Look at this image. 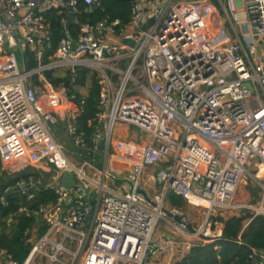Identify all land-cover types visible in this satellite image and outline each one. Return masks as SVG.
<instances>
[{"label":"built area","instance_id":"2783aa9c","mask_svg":"<svg viewBox=\"0 0 264 264\" xmlns=\"http://www.w3.org/2000/svg\"><path fill=\"white\" fill-rule=\"evenodd\" d=\"M96 2L0 0V161L55 171L58 180L45 184L57 199L32 211L43 216L46 231L21 264H145L160 248L154 237L161 219L189 239L213 237L224 211L264 214V196L256 205L235 203L249 166H264V0H134L119 42V19L77 20L80 3L91 12ZM52 8L63 23L72 12L78 32L63 37L46 62L45 14ZM20 47L34 53L35 68L20 70ZM78 67L97 72L100 103L93 155L74 163L53 126L67 113L76 146L86 148L76 126L84 98L70 95L66 84L55 86L46 72L74 75ZM121 124L147 139L127 143L115 136ZM158 167L149 180L161 189L149 194L144 177ZM64 172L74 175L69 188L61 183ZM33 184L17 185L27 192ZM169 192L205 209L196 231L178 208L167 209ZM0 264L20 263L0 249Z\"/></svg>","mask_w":264,"mask_h":264},{"label":"trees","instance_id":"16d2710c","mask_svg":"<svg viewBox=\"0 0 264 264\" xmlns=\"http://www.w3.org/2000/svg\"><path fill=\"white\" fill-rule=\"evenodd\" d=\"M133 2L134 0H97L91 12H85L84 4L80 3L82 11L77 15V20L80 23H96L106 18L119 19L121 23L116 26V33L119 34L121 28H124L132 18ZM62 17L63 14L59 13L57 8H52L45 14V21L50 26L51 32V47L46 53L44 59L46 62L57 50L60 40L66 37V29L61 22ZM77 32L78 25L74 23L70 26V34L75 37ZM24 54L28 58L27 68H35L37 62L34 53L27 48ZM57 71H47L46 76L55 86L60 85L61 82L66 83L72 77L74 84H70L68 93L75 94L77 100L83 97L78 88L86 87L90 82L84 98V110L76 121L78 133L83 135L86 145V148H78L76 151L78 157L88 159L93 155L94 119L100 103L98 74L86 67H78L74 75L69 72L66 77L55 75ZM1 167L0 162V249L7 250L12 258L21 264L30 250L25 231L36 223V219L32 215L16 214V212L22 205L37 209L40 205L53 202L57 199V193L54 189L46 187V182H41L40 179L38 187L32 190L33 198L28 199V196L17 188V183L22 178L30 176L39 180L40 174L26 170L9 176L8 173L1 172ZM1 197H4V202L1 201ZM167 201L177 208H184L186 205L184 199L173 192L168 193ZM10 218L12 221H9ZM215 220L224 225L220 238L195 243L165 241L162 244L163 248L155 254H149L145 264H262L264 214L254 215L248 210H243L240 215H231L227 218L217 216Z\"/></svg>","mask_w":264,"mask_h":264},{"label":"rangeland","instance_id":"374dc122","mask_svg":"<svg viewBox=\"0 0 264 264\" xmlns=\"http://www.w3.org/2000/svg\"><path fill=\"white\" fill-rule=\"evenodd\" d=\"M264 49L261 48L259 50L260 54H263ZM17 55H18V61H19V68L20 70H25L26 65H25V61L23 58V54L17 49ZM70 71L69 70H58L55 75H60L62 77H66L67 75H69ZM50 79V78H49ZM51 80V79H50ZM49 80V81H50ZM52 81V80H51ZM69 81L68 84V88L70 86V84H74L73 81ZM89 82V81H88ZM90 83V82H89ZM89 83L86 87H81L78 88L81 93L84 95V93H86V91H88V86ZM64 83H60V86L63 85ZM59 125V124H58ZM58 125H54V130L59 132V136L60 139L63 140L66 143L67 146V155L68 157L74 162V163H81L80 157L76 156V155H72L71 152H69V149L73 148V143L72 140L70 139L71 137L64 132L63 130H59L60 128L58 127ZM118 133H124V129L116 130L115 136ZM125 134V133H124ZM128 139H125L127 143H134V142H138V137H140L142 135V141H145L148 137L147 133L145 132H141L137 127L135 126H129L128 129ZM135 134V138L130 139V135H134ZM256 163V162H255ZM253 163L250 168H249V172L250 174L246 175V178L244 179V182H242L241 186L239 187L236 196H235V201L236 199L239 200L241 199L242 201L245 200V203H249L250 202V198L253 201L256 200L255 203H257V201L262 198L264 196V166H261V170L257 167V164L259 163ZM159 167L156 168H151L149 170H147L146 176L150 177V174H155L158 171ZM28 171L30 172H35V173H39L42 178L44 177L45 181L47 179H49V182H51L54 186H58V180L56 178H53V176L57 175V173L55 171H51V172H47L46 174L43 175L44 170L34 167V166H30L28 165ZM262 171V172H260ZM42 173V174H41ZM47 177V178H45ZM153 191V189H151ZM253 191V194H251V192ZM155 193V192H154ZM250 196H249V195ZM250 197V198H249ZM166 207L167 209H172V207L166 202ZM178 213L184 215L187 219V221H190V223H192V225L195 228H199L203 225L206 215H205V209L203 207H197L191 204H186L184 206L183 209H178ZM214 229L211 230V234L214 233ZM182 235L180 232H178L174 227H173V223L171 221V219H161L158 223V226L156 228V232H155V237H154V241L161 243L164 241V239H171L173 241L176 242H190V243H195L198 242L199 237H190L188 239V237H186L185 235H182V237L180 236Z\"/></svg>","mask_w":264,"mask_h":264},{"label":"crops","instance_id":"0c3cea01","mask_svg":"<svg viewBox=\"0 0 264 264\" xmlns=\"http://www.w3.org/2000/svg\"><path fill=\"white\" fill-rule=\"evenodd\" d=\"M132 19V18H131ZM46 20V19H45ZM131 21V20H130ZM46 22V21H45ZM61 22H62V20H61ZM66 22H67V19H66ZM66 22L65 23H63V25H64V27H65V25H66ZM130 23V22H129ZM128 23V24H129ZM74 24V23H73ZM73 24H71V25H73ZM127 24V25H128ZM70 25V26H71ZM65 29H66V27H65ZM122 30L120 31V33L118 34V33H116V36H115V38L116 39H114V41H116V42H119V35L121 34V32L123 31V30H125V27L124 28H121ZM66 36H71V34H70V27H69V33H67V30H66ZM76 37V36H75ZM75 37H73V38H75ZM25 49H27V48H22V47H20V49H18L22 54H23V58H24V61H25V65L27 64V62H28V58H26V56H25V54H24V50ZM36 62H37V60H36ZM26 68H27V66H26ZM28 69V68H27ZM64 84H66V83H64ZM58 86H60V85H58ZM68 87V86H67ZM87 94V91H86V93H84V95H83V97L82 98H85V95ZM69 123H70V119L68 118V115H67V113H65V112H63V114H62V118L58 121V123L57 124H55V125H58V127L60 128L59 130H63L64 132H66L71 138V140H72V143H73V148L71 149H69V152H71V154L72 155H76L77 154V151H76V149H78L79 147H77L76 146V144H75V142H74V138H73V135L69 132V129H68V125H69ZM129 126L130 125H125V124H121V125H119L118 126V129L119 130H121V128H122V130L124 129V133H118L117 134V136L118 137H120V138H123V139H128L129 138V134H128V129H129ZM53 131H54V134H55V137L58 139V140H60L65 146H66V143L63 141V140H61L60 139V136L58 135L59 134V132L58 131H55L54 130V127H53ZM133 138H135V134L134 135H130V139H133ZM66 148H67V146H66ZM82 149V148H81ZM78 156V155H77ZM1 162V161H0ZM256 164V163H255ZM1 165H2V167H1V172H5V173H8V175L9 176H13V175H16L17 173H20V172H23V171H26V170H28V166H26V167H22V168H17V167H11V166H9V165H3L2 164V162H1ZM252 165V164H251ZM250 165V166H251ZM250 166H249V168H250ZM257 167L261 170V165L260 164H257ZM17 169H20V170H17ZM46 171L47 170H44V173H43V175H45L46 174ZM47 172H49V171H47ZM42 174V173H41ZM62 177H63V175H62ZM45 178H47V177H45ZM40 179H41V182L43 181V182H48L49 181V179H47L46 181H45V179H44V177L42 178V176L40 175V178H39V180H37V179H34V177L33 176H30L29 178H22L21 180H26L27 182L28 181H33L34 182V184L32 185V186H30V188H29V190L27 191V192H24L22 189H20L19 187H18V185H17V188L22 192V194H25V195H27L28 196V199H31V198H33V196H34V193H32V190H34V189H36L37 187H38V184H39V182H40ZM20 180V181H21ZM18 184V183H17ZM144 188L148 191V193L149 194H153L154 192H158V191H160V189H161V187L159 186V185H157L156 183H155V181H153V178L152 179H150L149 180V176H146L145 175V177H144ZM151 189H153V191L151 190ZM6 191H8V189L6 190ZM30 194H32L33 196L30 198L29 197V195ZM251 194L253 195V193L251 192ZM249 195V194H248ZM250 196V195H249ZM250 198V197H249ZM260 200H261V198L257 201V203H255L256 202V200H254V198H253V201L251 200V198H250V202L249 203H245L244 201L245 200H241V199H239V200H237L236 199V201H235V203H238V204H244V205H248V204H251V205H256V204H258L259 202H260ZM1 201L2 202H4V197H1ZM167 203H168V201H167ZM186 203V202H185ZM169 204V203H168ZM187 204V203H186ZM170 205V204H169ZM41 206V205H40ZM171 207H174V206H172V205H170ZM23 207H25V208H27L31 213L30 214H28V213H26V212H21V211H19L20 210V208H23ZM39 208V207H38ZM37 208V209H38ZM177 208V207H176ZM178 209H183V208H178ZM34 210H36V209H30L28 206H26V205H22V206H20L19 207V209H18V211L16 212V214H26V215H32V216H34L35 217V219H36V223L35 224H33L32 226H30V227H28L27 229H26V231L29 229V230H31L30 231V234H29V237L25 234V236H26V238L28 239L27 240V243L30 245V248H31V246L39 239V237L41 236V235H43L44 233H45V231H46V225H45V221L43 220V221H40L39 219H38V215L37 216H35V215H33V213H32V211H34ZM243 210H248V211H250L252 214H254V215H256L253 211H251L250 209H247L246 207H241V208H236V209H233V210H230V211H224L223 213H221L219 216H222V217H224V218H227L228 216H231V215H240L241 214V212L243 211ZM9 221H12V218H10L9 219ZM223 227H224V225H223V223H221V222H219V224L218 225H216V228H215V231H214V235H213V237H217L216 239H218V238H220V236H221V233H222V230H223ZM25 231V232H26ZM212 240H215V239H212ZM212 240H206V239H203V238H199V240L198 241H205V242H209V241H212ZM168 242V243H172L173 242V240H171V239H164V241L163 242H161V243H158L157 242V245L160 247L159 249H161V248H163V246H162V244L164 243V242ZM188 243H190V242H188ZM2 250H5V249H2ZM29 253V252H28ZM149 254H152V253H149ZM28 255V254H27ZM149 256V255H148ZM27 257V256H26ZM148 259V258H147ZM146 259V260H147ZM262 264H264V255H262Z\"/></svg>","mask_w":264,"mask_h":264},{"label":"water","instance_id":"95a60500","mask_svg":"<svg viewBox=\"0 0 264 264\" xmlns=\"http://www.w3.org/2000/svg\"><path fill=\"white\" fill-rule=\"evenodd\" d=\"M73 23H74V14L72 12H69L67 14V22H66V25H65L67 33H69V27ZM122 43L126 44V45H129V46H134L135 45V40L131 39V38H123L122 39ZM68 84H69V81L66 82V86H68ZM103 144H104V139L102 138L100 140V145H99L100 150H102L104 148ZM51 167L56 170V168L53 165H51ZM61 183H62V185H64L67 188L73 186V184H74V175L72 173H70V172H64L63 173V177L61 179ZM75 197H77V195H75ZM167 213H168L169 216L174 217V219L176 221H178L180 223H184V220H183L182 216L174 215L171 211H168V210H167ZM38 219L40 221L44 220V218H43V216L41 214L38 216ZM186 226L188 227V229L190 231H196V229L193 227L192 223H190V222L186 223ZM200 236L203 239H206V240H212V239H216L217 238V237L206 236V235H204L202 233H200Z\"/></svg>","mask_w":264,"mask_h":264},{"label":"bare ground","instance_id":"6f19581e","mask_svg":"<svg viewBox=\"0 0 264 264\" xmlns=\"http://www.w3.org/2000/svg\"><path fill=\"white\" fill-rule=\"evenodd\" d=\"M260 172H262V171H260Z\"/></svg>","mask_w":264,"mask_h":264}]
</instances>
